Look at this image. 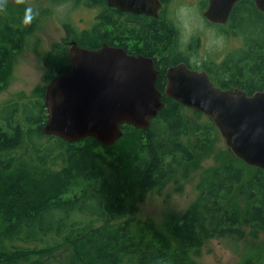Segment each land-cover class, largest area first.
<instances>
[{
    "label": "trees",
    "instance_id": "trees-1",
    "mask_svg": "<svg viewBox=\"0 0 264 264\" xmlns=\"http://www.w3.org/2000/svg\"><path fill=\"white\" fill-rule=\"evenodd\" d=\"M67 1L89 8L104 2L49 3ZM24 12L23 5L8 4L0 12V91L12 56L36 26L35 16L23 23ZM115 26L108 11L98 13L89 29L64 23V36L43 55L44 86L0 107V264H197L191 257L202 255L208 238L264 233V170L227 147L214 155L219 164L202 177L197 200L168 222L170 235L150 218H138L137 202L151 190L160 192L177 171L187 177L196 170L220 134L210 117L174 99H162L147 129L122 124L111 146L44 133L45 87L70 69V41L97 49ZM234 34L242 45L202 70L221 89L250 95L264 88V26L245 34L238 24ZM242 264H264V248Z\"/></svg>",
    "mask_w": 264,
    "mask_h": 264
},
{
    "label": "water",
    "instance_id": "water-1",
    "mask_svg": "<svg viewBox=\"0 0 264 264\" xmlns=\"http://www.w3.org/2000/svg\"><path fill=\"white\" fill-rule=\"evenodd\" d=\"M119 1L107 3L143 11L136 9L135 0ZM237 1L208 0L204 18L224 24ZM254 2L264 12V0ZM68 57L71 68L45 87V134L68 142L92 137L111 146L122 136V124L149 128L163 106L151 59L105 44L97 49L72 44ZM165 94L210 117L234 156L264 170V88L250 95L238 88L221 89L206 70L178 64L166 71Z\"/></svg>",
    "mask_w": 264,
    "mask_h": 264
},
{
    "label": "rangeland",
    "instance_id": "rangeland-1",
    "mask_svg": "<svg viewBox=\"0 0 264 264\" xmlns=\"http://www.w3.org/2000/svg\"><path fill=\"white\" fill-rule=\"evenodd\" d=\"M180 3L184 5L185 0ZM7 4L12 7L23 5L25 9L32 8L36 26L27 36L23 48L12 56L11 74L7 84L0 91V107L10 100L32 97L36 87L44 86L47 81L44 78L47 69L43 55L53 42L60 41L64 36L63 24L69 23L75 30L89 28L99 10V7L89 8L68 1L51 4L49 0H24L18 4L16 0H7ZM180 17L179 23L187 34L192 33L194 27L198 32H202L200 53L206 50L217 52L215 58L218 59L242 45L240 36H217L212 32L215 28L206 25L200 15L191 16L190 12L184 9ZM185 111L191 113L189 110ZM224 147L226 148L224 139L219 134L213 152L205 157L201 156L200 166L196 170L190 171L187 177L177 171L174 178L160 192L151 190L142 201L137 202L138 218H150L158 230L170 235L168 222L172 217L181 216L197 200L200 194L198 185L202 177L219 164L215 162L214 155ZM262 248L264 233H259L256 237L246 235L240 239L212 237L205 240L202 255L191 259L197 264H242L245 260L253 258Z\"/></svg>",
    "mask_w": 264,
    "mask_h": 264
},
{
    "label": "flooded vegetation",
    "instance_id": "flooded-vegetation-1",
    "mask_svg": "<svg viewBox=\"0 0 264 264\" xmlns=\"http://www.w3.org/2000/svg\"><path fill=\"white\" fill-rule=\"evenodd\" d=\"M135 1L136 9L143 8V11L113 7L104 0L95 16L100 12H111L116 18V26L113 27L112 37L108 35L106 41L101 42V46L105 44L117 47L129 55L151 59L157 72L155 85L161 93V100L172 99L165 94L166 71L169 67L184 64L189 69L202 70L205 66L217 63L228 53L218 59L215 58L217 52L206 50L200 53L202 32H198L194 27L193 32L187 34L179 23L180 13L184 9L188 10L191 16L200 15L206 25L215 28L212 32L217 36L234 37L238 24L245 34H252L255 30L260 32L264 26V12L257 8L254 0H238L222 25L204 18L208 0H185L184 5L180 3L183 0ZM72 44H75L74 40L70 41L69 47Z\"/></svg>",
    "mask_w": 264,
    "mask_h": 264
},
{
    "label": "clouds",
    "instance_id": "clouds-1",
    "mask_svg": "<svg viewBox=\"0 0 264 264\" xmlns=\"http://www.w3.org/2000/svg\"><path fill=\"white\" fill-rule=\"evenodd\" d=\"M18 4L23 3L24 0H16ZM7 7V0H0V12H3L5 8ZM34 18L33 10L32 8H26L24 12L23 17V23L25 25H28L31 23L32 19Z\"/></svg>",
    "mask_w": 264,
    "mask_h": 264
}]
</instances>
